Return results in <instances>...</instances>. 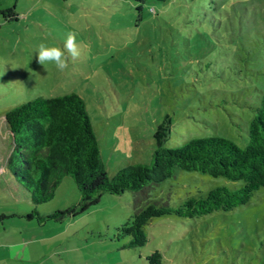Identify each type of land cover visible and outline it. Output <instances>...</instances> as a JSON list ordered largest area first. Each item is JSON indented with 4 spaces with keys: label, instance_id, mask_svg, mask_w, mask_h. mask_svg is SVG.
Here are the masks:
<instances>
[{
    "label": "rangeland",
    "instance_id": "rangeland-1",
    "mask_svg": "<svg viewBox=\"0 0 264 264\" xmlns=\"http://www.w3.org/2000/svg\"><path fill=\"white\" fill-rule=\"evenodd\" d=\"M69 32L81 56L66 71L36 62L41 43L63 49ZM70 91L84 100L108 176L149 162L157 130L169 147L214 135L242 147L264 93V0H0V167L11 151L4 113ZM241 184L175 169L142 193H104L58 221L41 217L77 204L70 175L35 204L0 168V264H150L153 250L163 264H264V186L228 210L152 217L142 245L126 246L117 229L135 197L140 207L177 205Z\"/></svg>",
    "mask_w": 264,
    "mask_h": 264
},
{
    "label": "trees",
    "instance_id": "trees-1",
    "mask_svg": "<svg viewBox=\"0 0 264 264\" xmlns=\"http://www.w3.org/2000/svg\"><path fill=\"white\" fill-rule=\"evenodd\" d=\"M252 110L247 142L242 147L217 135L190 138L169 147L162 144L163 132L157 130L149 162L126 164L108 176L83 98L73 91L37 95L4 113L11 139L5 166L15 185L29 192L35 204L50 200L61 179L72 177L79 192L77 204L41 217L58 221L82 213L104 193L126 189L142 193L148 185L171 176L175 169L242 181L238 187L215 186L204 195L188 197L177 205L162 200L140 207L135 197L133 212L117 229L119 234L129 236L126 246L142 245L147 240L145 225L152 217L169 213L191 217L216 209L228 210L246 203L254 190L264 186V93ZM146 258L150 264H163L158 250Z\"/></svg>",
    "mask_w": 264,
    "mask_h": 264
},
{
    "label": "clouds",
    "instance_id": "clouds-1",
    "mask_svg": "<svg viewBox=\"0 0 264 264\" xmlns=\"http://www.w3.org/2000/svg\"><path fill=\"white\" fill-rule=\"evenodd\" d=\"M34 53L38 64L52 63L57 71L64 72L69 68V59L75 62L80 58L81 49L77 44L76 34L69 32L66 35L63 49L56 46H46L41 43Z\"/></svg>",
    "mask_w": 264,
    "mask_h": 264
},
{
    "label": "crops",
    "instance_id": "crops-1",
    "mask_svg": "<svg viewBox=\"0 0 264 264\" xmlns=\"http://www.w3.org/2000/svg\"><path fill=\"white\" fill-rule=\"evenodd\" d=\"M3 120H4V116H3ZM5 122V121H4ZM7 128V127H6ZM7 131H8V129H7ZM9 133V132H8ZM2 170H6V167H5V162L3 163V165L1 164V167H0ZM0 259H2V258H0Z\"/></svg>",
    "mask_w": 264,
    "mask_h": 264
}]
</instances>
